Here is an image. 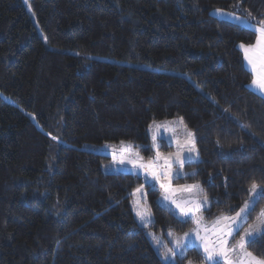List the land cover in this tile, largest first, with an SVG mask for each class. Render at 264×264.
Returning <instances> with one entry per match:
<instances>
[{"label":"trees","instance_id":"obj_1","mask_svg":"<svg viewBox=\"0 0 264 264\" xmlns=\"http://www.w3.org/2000/svg\"><path fill=\"white\" fill-rule=\"evenodd\" d=\"M29 3L37 24L21 0H0V264H208L184 240L180 254L176 239L196 225L181 223L160 184L122 170L103 147L131 145L145 163L153 135L159 151L179 147L161 130L194 133L195 156L171 186L203 189L208 225L250 202L251 185L264 188V96L249 87L238 46L256 34L211 11L257 23L264 0ZM261 210L264 199L245 229ZM165 248L174 261L163 260ZM248 250L264 257V238Z\"/></svg>","mask_w":264,"mask_h":264},{"label":"snow or ice","instance_id":"obj_2","mask_svg":"<svg viewBox=\"0 0 264 264\" xmlns=\"http://www.w3.org/2000/svg\"><path fill=\"white\" fill-rule=\"evenodd\" d=\"M216 11L222 15L225 14L220 9ZM228 15L234 14L229 13ZM248 24L256 34L255 43L250 45L240 44L238 47L244 53V60L251 66L253 79L249 87L256 88L264 95V20L257 23L248 21ZM180 123H182V120ZM164 126L166 125L155 124L154 122L152 127L159 129ZM187 136L190 139L185 141V145L191 144L188 151L193 152L196 150L194 133L188 132ZM53 139L57 138L53 137ZM152 141V146L157 150L155 161L163 160L162 165L153 161L144 163L139 152L131 151V145L122 147L118 162L121 164L127 162L133 168L143 170L146 176L159 181L160 188L163 190V199L171 201L179 210L181 223L191 222L196 225L192 233H185L184 237L176 239V247L181 249L180 254L183 255L187 247L186 244L181 243V240H191L193 247L203 250L204 258L208 264H221V262L223 264H264V257H258L248 250L249 245L255 244L260 238H264V210H261L255 224L249 225L247 229L244 228L248 216L255 210V204L258 200L264 199V188H260L258 191L259 186L253 183L249 189L253 197L250 202H245L244 206L234 216L220 215L211 225H208L204 222L202 210L207 209L210 211V205L203 189L198 184L183 185L179 188L171 186L173 163L178 165L180 170L184 166V159L181 157L183 146L178 147L175 154L164 156L159 152L156 135L152 136ZM116 159L117 157L114 156V160ZM176 176H180V171L176 172ZM177 192H187L189 196L187 198H177L175 195ZM131 195L135 197L133 205L137 217L145 225L152 223L150 209L141 203V198H146L147 194L142 191V188H137ZM169 234L171 235V233ZM151 235L155 236L154 233ZM237 236L239 239H236ZM197 240L199 245L196 244ZM176 255L177 253L171 248H165L162 252L164 261H174Z\"/></svg>","mask_w":264,"mask_h":264},{"label":"rangeland","instance_id":"obj_3","mask_svg":"<svg viewBox=\"0 0 264 264\" xmlns=\"http://www.w3.org/2000/svg\"><path fill=\"white\" fill-rule=\"evenodd\" d=\"M21 1H22V3L24 4V6L26 7L27 11L29 12V14H30L32 20L37 24V21H36L35 15H34L32 9H31V7H30L29 0H21ZM217 9L222 10V12L225 13V14L222 15V14L218 13V12L216 11ZM211 13H212L213 15H215V16H218V17H220V18L227 19V20H230V21H233V22L239 23V24H241V25H243V26H246V27H249L248 21H251L252 23H256V22H254L253 20H251L250 18H247V17H245V16H243V15H239V14H237V13H233V12H230V11H227V10H224V9H221V8H215V9H213V10L211 11ZM229 13H232V14H234V15H228ZM236 17H238V18H236ZM249 28H250V27H249ZM38 32H39L40 36L43 38V40L46 42L45 35H44L43 31L39 28V26H38ZM243 54H244V53H243ZM245 65L251 70V66L247 64V61H245ZM250 84H251V83H250ZM250 84H249V85H250ZM251 89H253V90H255V91L257 90V89L254 88V87H251ZM256 92H257V91H256ZM161 131H162V130H161ZM161 131H160L159 136H160V137H164V138L166 139V141H167L169 144H176V145H178L179 147H180V146H183V151H182V153H181V157L184 159V163H185L187 160H189V159H191L192 157L195 156V151H193V152H189V151H188V148L191 147V144H187V145H185V141H186V140H189L190 138H184V139H181V138H173L169 132H166V131H164V130H163L162 132H161ZM103 148H104V151H105L107 154H109V155H114V156H118V157H119L120 154H121V151L116 150V149H114V148H111V147H103ZM177 150H178V148H176V149H174V150H172V151H169V152H163V151H159V152L162 153L164 156H169L170 154H175V153L177 152ZM155 156H156V154H155ZM150 161H153V162L158 163V164H160V165H162V164L164 163L163 160H160V161H158V162L155 161V157H154L153 159H151ZM148 162H149V161H148ZM145 163H147V162H145ZM119 167H120L122 170H128V169H129V170H134L133 166H132L131 164H128L127 162H125V163H123V164L119 163ZM135 170L137 171V173H143V172H144L143 170H138V169H135ZM177 171H180V176L183 174V169L180 170V169L178 168V165H176L175 163H173V169H172V173H173V174H172L171 182H172L175 178H177V176H176V172H177ZM143 174H145V173H143ZM156 182H157V181H156ZM158 183L160 184L159 181H158ZM180 186H183V185L176 186L175 188H179ZM179 193H180V192H177V193L175 194L177 198H181V197H179ZM233 216H234V215H233ZM201 234L203 235V233H201ZM185 243L192 245L191 240H189V241H185ZM196 244L199 245V241H198V240L196 241Z\"/></svg>","mask_w":264,"mask_h":264},{"label":"crops","instance_id":"obj_4","mask_svg":"<svg viewBox=\"0 0 264 264\" xmlns=\"http://www.w3.org/2000/svg\"><path fill=\"white\" fill-rule=\"evenodd\" d=\"M254 91H255V90H254ZM256 91H257L259 94H261L259 90H256ZM261 95H262V94H261ZM263 96H264V95H263ZM126 171H131V172H135V173H137V171L135 170V168H134V170H129V169H128V170H126ZM143 173H145V172H143ZM150 178H151V177H150ZM151 179H152V178H151ZM157 182H158V181H157Z\"/></svg>","mask_w":264,"mask_h":264}]
</instances>
